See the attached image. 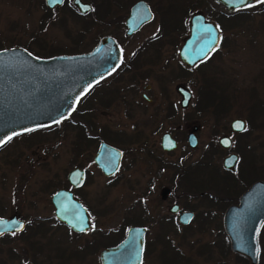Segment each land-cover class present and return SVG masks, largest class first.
I'll list each match as a JSON object with an SVG mask.
<instances>
[{"label": "flooded vegetation", "instance_id": "obj_1", "mask_svg": "<svg viewBox=\"0 0 264 264\" xmlns=\"http://www.w3.org/2000/svg\"><path fill=\"white\" fill-rule=\"evenodd\" d=\"M84 1L92 7L84 15L93 14L96 5ZM137 1L117 0V19L101 20V25L114 26L115 31L95 39L85 51L73 53H89L102 37L110 36L120 49L119 64L100 77L88 74L86 90L59 123L17 133L0 145V152L5 151L0 157L5 168L0 181L4 179L11 193L7 205L1 201L0 217L16 216L25 223L22 231L6 233L0 240L24 231L40 232L42 237L51 233L35 248H29L26 241V245L21 241L18 251L8 247L7 261L18 258L19 264H102L101 252L118 245L130 229H137L138 241L142 235L140 264H155L156 260L161 264L155 250L168 253L170 233L177 226L190 227L199 215L198 207L209 208L200 215H212L222 210L225 202H239L254 183L264 182V151L257 152L264 147V123L252 127V115L243 112L223 122L234 114L232 107L220 108V103L205 100L204 70L209 65L213 69L223 60L215 56L226 40L224 32L233 30L235 20H209L202 12L192 13L185 20L187 10L182 20L168 21L165 12L163 18L155 20L153 0H143L153 18L134 20L131 29L127 17ZM128 7L126 15L119 14ZM196 13L203 14L205 20H196L193 25L191 17ZM203 23L212 24L217 32ZM97 24V20L86 21L88 36ZM152 25L153 31L148 32ZM193 30L197 37L191 39ZM212 33L218 37L217 45L205 57L188 62L186 57L197 56L211 44ZM227 45L231 48L225 52L231 53L234 44L229 40ZM108 61L101 58V66L109 67ZM87 69L96 70L97 66L90 64ZM174 91L181 111L172 105ZM124 119L129 122L128 129L124 128ZM235 120L242 121L243 130L233 127ZM65 136L70 137V144L67 165L62 166L60 143ZM169 137L173 148L164 144L163 139ZM224 138L229 140L228 145L222 143ZM246 152L255 161L252 173L243 179L247 170L243 172L241 163ZM229 155L234 157L232 169L223 166ZM219 157L221 168L216 163ZM209 167L221 176L217 183L204 172ZM230 176L235 180H228ZM8 207L12 214L5 215L3 208ZM57 211L75 224L77 216L86 217L89 228L73 229ZM182 213H191L188 222L179 220ZM224 213L222 225L216 227L231 249ZM31 216L33 219L28 220ZM60 231L74 235L62 242L67 251L63 258L55 246V233ZM29 249L35 251L33 255L40 263L34 258L28 262Z\"/></svg>", "mask_w": 264, "mask_h": 264}, {"label": "rangeland", "instance_id": "obj_2", "mask_svg": "<svg viewBox=\"0 0 264 264\" xmlns=\"http://www.w3.org/2000/svg\"><path fill=\"white\" fill-rule=\"evenodd\" d=\"M41 1H43V5L46 7L45 0H0V50L10 47H23L33 55L42 58H48L61 53L73 54L85 51L100 36L111 34L110 32L115 31L113 29L114 26L109 24L106 26L101 25V20H97V26L93 28L92 34L88 36L84 30V25L87 20H93L94 15H84L78 10L83 16L76 15L67 3L56 7L54 19L45 25L42 22L43 20H40L45 11L40 3ZM164 1L165 3L153 0L155 20H159L160 17L163 18L164 15L168 21L182 20L186 10L185 20H188L190 15L195 12H202L209 20H227L228 17L231 20H235L237 17L236 13L232 15L229 14L230 12L227 13L224 6L215 0H207L206 8L208 9H204L203 4L191 6V0ZM99 2L101 0H97V3ZM70 3L75 7L72 0ZM165 4H168V7L164 9ZM262 4L255 2L252 5L236 9L243 12L238 13V16L248 15L250 18L240 20L237 24L235 21L233 30L224 32L226 40L217 56H215V58L223 60L216 62L213 69L209 65L204 70L205 80H207V84L204 87L205 100L209 99L210 101H214V103H220V108L227 107L228 105L232 107L230 111L234 114H231L229 119L225 118L223 122H228L236 115V112H243L252 115V121L254 122H251L252 127L255 123H264V8ZM128 9L129 7L119 11V14L122 12L123 16L126 15ZM163 12H165L164 15ZM42 27L43 29H41ZM153 29L152 25L147 28V31L152 32ZM229 40L234 44V49L232 48L233 51L231 53L225 52L227 48H231V45H227ZM162 61L164 62L165 60ZM175 65L172 71H175ZM171 85V89H173L175 83ZM171 99L172 105H176V108L181 111L178 102L179 96L175 91L172 92ZM191 110L192 108L188 109L187 112ZM129 127V122L124 119V128L128 129ZM206 132L207 127H204L203 133L205 134ZM67 133L66 130V135ZM262 136L264 140V133ZM69 144V136L61 139L60 146L62 147L63 158L61 157L60 161L62 166L67 165L68 162L67 151ZM259 151H264V147L257 152ZM4 152V150L0 152V157L3 158ZM245 154L241 165L244 166L243 172L245 169L247 171L245 176L242 175V172L241 176H244L243 179L253 171V163L255 161L253 155L248 152ZM216 163L221 168V157L216 160ZM4 171V166L0 164V175ZM204 172L215 183L220 181L221 176L214 169L209 167ZM228 180L232 181L235 178L230 176ZM10 196L11 193L8 186L2 178V181H0V205L1 201H3L2 204L7 205V197L9 198ZM238 204L237 199L225 202L224 208L212 215H200L202 211H209V208L204 205L203 207H198L197 211L199 215L195 221L190 223V227L183 228L177 226L175 227V231L170 233L173 243L170 242L168 253H160L159 249H156L155 256H159L162 259L161 264H172V260L174 259L177 260V264H182L183 262V264H245L236 258V254L238 253L229 248L228 242L221 235L222 233L219 234L217 232L216 227L217 225H222L224 210L229 205ZM3 211H5V215L12 214L10 207L3 208ZM27 219L32 220L33 218L31 216L27 217ZM23 233L9 235V237L0 240V264H19L20 262L18 258L12 262L7 261L5 252L8 247L11 246L13 250L18 251L21 241L24 245L28 243L29 248H31L29 242H32V245L35 247L41 246L45 243L46 237L50 238L51 234L47 232L42 237L40 236V232L30 234L29 231H24ZM73 237L74 235L68 232L60 231L55 233V246H57L56 251H58V256L61 258L67 256V251L64 249L66 246L62 242H67ZM258 238L260 255L257 264H264V223L260 229ZM6 241H10V245ZM51 242L52 238L49 243ZM67 248L71 249V247ZM42 249L44 252L48 251L46 248ZM33 252L35 251L29 249L28 262L34 258L35 261L40 263L33 255ZM51 252H54L53 249H51ZM39 259L41 263L44 262L40 257ZM158 262L156 260L155 264H159ZM248 262V264H251L249 260Z\"/></svg>", "mask_w": 264, "mask_h": 264}, {"label": "water", "instance_id": "obj_3", "mask_svg": "<svg viewBox=\"0 0 264 264\" xmlns=\"http://www.w3.org/2000/svg\"><path fill=\"white\" fill-rule=\"evenodd\" d=\"M229 12L249 6L257 0H215ZM81 14H87L91 5L84 0H72ZM64 3V0H63ZM54 0H45L48 9L62 6ZM264 8V3L262 4ZM153 13L148 4L137 1L130 9L127 23L132 29L134 20H151ZM193 25L196 20H205V16L196 13L191 17ZM213 27L210 23H203ZM215 30V29H214ZM130 31V30H129ZM216 31V30H215ZM217 32V31H216ZM197 37V31H192L191 39ZM218 37L203 48L197 56L186 57L188 62L205 57L208 51L217 45ZM183 52V50H182ZM107 58L109 67L101 66L100 59ZM121 54L117 43L104 36L89 53L59 54L48 58L37 57L23 47H10L0 50V140L7 141L9 137L37 127L52 125L57 120L65 118L75 107L78 98L84 93L88 84L86 76L94 74L102 76L114 69L120 62ZM96 65V70L87 69L88 65ZM103 64V63H102ZM182 105L186 103L183 101ZM241 120H235L234 124ZM192 135H190V138ZM164 144L170 139H163ZM227 141V143H225ZM228 139H222L228 145ZM3 143H0V145ZM194 145V144H192ZM175 146V145H174ZM171 146L169 148H173ZM168 148V147H167ZM234 157L229 155L223 160L225 168L232 169ZM60 191L55 198L61 194ZM73 229L89 228L86 217H78L77 223L69 222L58 214ZM191 213H182L179 220L188 222ZM0 238L6 233L18 232L24 229V220L16 216L0 217ZM264 223V182H256L240 197L238 205L227 208L223 217V225L229 237L231 249L245 256L251 264L259 260L260 246L258 235ZM22 225V227H21ZM137 229H130L127 237L118 245L101 252L102 264H140L142 251V235L137 240Z\"/></svg>", "mask_w": 264, "mask_h": 264}, {"label": "trees", "instance_id": "obj_4", "mask_svg": "<svg viewBox=\"0 0 264 264\" xmlns=\"http://www.w3.org/2000/svg\"><path fill=\"white\" fill-rule=\"evenodd\" d=\"M70 1L71 0H65V2L64 3H67L68 5H70V7L72 8V10H73V12L77 15H79V16H83V15H81L78 11H77V9L70 3ZM87 1H89V2H91V3H93L94 5H96L95 6V8H94V11H93V15H94V18H93V20H105L106 18H107V20H116L117 19V17H118V15L116 14V11H117V0H101V2H99V3H97V0H87ZM191 2H192V4H191V6L192 5H197V6H199V5H201V4H203L204 6V9H208V8H206L207 7V5H206V3H207V0H191ZM41 3V5H42V7L44 8V15L41 17V19L40 20H43L42 22H43V24H45V25H47L48 23H50L53 19H54V17H55V8L54 9H48L47 7H45L44 5H43V1H41L40 2ZM190 6V7H191ZM113 13H115V14H113ZM228 13V12H227ZM234 13H236V19H235V21H236V24H237V22L238 21H240V20H247V19H249L250 17L248 16V15H243V16H238V13H243V12H241V11H233V12H230L229 14H234ZM210 14V13H209ZM220 14H222L223 15V13L222 12H220ZM211 16V15H210ZM216 19H217V17H216ZM41 29H43V27L41 28ZM83 32H84V30H83ZM36 53V52H35ZM37 55H38V53H36ZM40 56V55H39ZM205 106H207V105H205ZM29 244H30V246L31 247H34L35 248V246H33L32 245V242H29ZM236 258L238 259V260H241V261H243L245 264H248L249 262H248V259L245 257V256H243V255H240V254H236Z\"/></svg>", "mask_w": 264, "mask_h": 264}, {"label": "snow or ice", "instance_id": "obj_5", "mask_svg": "<svg viewBox=\"0 0 264 264\" xmlns=\"http://www.w3.org/2000/svg\"><path fill=\"white\" fill-rule=\"evenodd\" d=\"M54 2H55V3H63V0H54ZM77 2H79V0H77ZM243 2H244V0H241V3H243ZM257 2H258V3H264V0H257ZM245 6H247V5H245ZM212 38L215 39V34H214V33H212ZM65 118H66V117H65ZM56 123H59V120H57ZM234 127H237V128H240L241 130H243V127H244V126H243L242 122L237 121V122L234 124ZM9 139H10V137H9ZM166 139H167V138H166ZM0 143H4V141L0 140ZM225 143H227V141H225ZM165 146H166V147H171V146H174V144H172L171 141H167V143H166ZM0 223H3V222L0 221ZM21 227H22V225H21Z\"/></svg>", "mask_w": 264, "mask_h": 264}]
</instances>
